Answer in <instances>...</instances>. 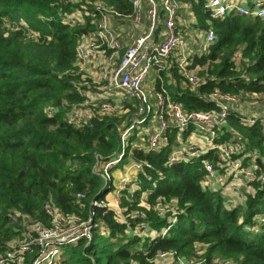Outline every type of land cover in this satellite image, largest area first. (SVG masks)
I'll use <instances>...</instances> for the list:
<instances>
[{
	"label": "trees",
	"instance_id": "trees-1",
	"mask_svg": "<svg viewBox=\"0 0 264 264\" xmlns=\"http://www.w3.org/2000/svg\"><path fill=\"white\" fill-rule=\"evenodd\" d=\"M104 8L118 13H108L110 22V16L130 14L132 0H0V249L18 229L11 224L10 209L48 222L44 205L52 198L63 211L92 217L97 225L90 239L63 243L56 262L50 264H130L131 260L157 264L158 249L181 253L193 249L196 241L207 243L204 260L198 264H210L220 256L239 264H264L260 220L264 181L243 207L226 206L219 191L200 182L201 157L165 164L174 131L165 145L145 150L134 144L139 140L136 128L119 164L129 162L130 153L131 161H142L144 168L120 190L122 215L101 203L115 187L113 176L105 181L96 173L95 152L109 158L120 150L125 114L95 113L74 123L67 111L84 98L78 89L81 74L74 65L76 45L82 35L94 31ZM185 12L186 24L181 18ZM75 13L79 19L71 20ZM244 17L230 13L212 18L202 0H181L177 18L182 21L177 19L176 24L184 36L208 28L215 34L208 50L191 45L189 67L198 66L197 72L204 76L198 86L186 81L176 63L168 70L175 85L160 71L171 96L185 109L214 107L207 96L214 88L241 97L264 93V18ZM237 51L239 59L234 57ZM158 82L156 78V87ZM241 114L238 109L229 112L231 129H224L219 140L238 133L247 149L256 148L264 156V132L257 121L242 122ZM78 192L84 196L78 198ZM142 193L151 204L162 195L177 198L182 210L173 215L160 216L152 207L144 208L143 219L151 229L168 227L164 235L141 234L135 226L142 218L128 216L141 208ZM35 253L26 252L24 264Z\"/></svg>",
	"mask_w": 264,
	"mask_h": 264
},
{
	"label": "built area",
	"instance_id": "built-area-1",
	"mask_svg": "<svg viewBox=\"0 0 264 264\" xmlns=\"http://www.w3.org/2000/svg\"><path fill=\"white\" fill-rule=\"evenodd\" d=\"M146 1L148 30L141 34L129 32V43L122 53L119 32L111 27L108 19V13L114 12L111 9L104 8L94 31L79 38L74 65L77 72L84 76L82 82L78 83V89L84 98L72 104L67 111V118L78 123L95 113L125 114L119 131L120 150L114 151L109 158L95 152L93 167L105 181L112 178V169L119 165L127 142L136 128L138 130L135 133L139 140L134 144L137 148L145 150L165 145L168 143L169 134L174 131L165 164L201 157L204 174L200 182L208 189L219 191L226 201H229L232 195H240L245 202L248 195H254L264 181V156L256 148L247 149L238 133H233L229 138L222 140H219V137L224 129H231L227 116L232 109L240 110L242 122L257 121L264 132V93H253L250 100L245 101L238 93L214 88L207 94L214 102V107L202 110L185 109L180 101L171 96L160 71L168 72L170 65L176 63L186 81L192 87L198 86L204 80V76L194 67H189L191 45H197L199 50H208L210 43L215 39L214 31L208 28L197 32L195 40L186 38L176 24L181 0ZM202 2L212 18L230 13L264 18V0H202ZM132 6V12L127 16L138 25L142 13V0H132ZM78 17L79 13L69 16L71 20L79 19ZM161 20L164 25V36L160 40H154L153 31ZM101 46L107 51L109 65L116 61L111 66L105 83L90 77L85 71L87 64ZM234 57L239 59V51L235 52ZM152 70L156 71L159 82L158 86L154 85L149 92L144 86V81ZM86 77H90L92 83H96L97 91L91 90ZM51 111L52 107L48 109V113ZM208 152L209 156H202ZM125 164L114 193L115 207L121 215L124 208L118 203L120 190L132 180H136L137 172L144 168V163L140 160H132L127 166ZM83 196L82 192L77 193L78 198ZM101 203L108 205L106 199L101 200ZM139 204L141 208L131 210L128 216L142 218L137 222L135 229L145 235L149 233L164 235L168 227L151 229L148 222L143 219L146 217L144 208L152 207L160 216L173 215L182 210L176 197L163 195L155 198L151 204L142 193ZM225 205L231 207L235 206V203ZM44 209L48 215V222L35 218L31 230L24 234L23 241L8 240L6 247L0 250V264H24L25 253L33 250H36V253L29 264L55 263L62 251L63 243L90 239L97 225L92 217L84 218L79 213L63 211L52 198L46 201ZM260 220L264 221V216L260 217ZM176 255L178 252L172 248L158 249L154 260L157 264H198L204 260V257L196 261ZM175 258L178 262L174 261ZM130 264L138 263L131 260ZM210 264L239 262L234 258L216 257Z\"/></svg>",
	"mask_w": 264,
	"mask_h": 264
},
{
	"label": "crops",
	"instance_id": "crops-1",
	"mask_svg": "<svg viewBox=\"0 0 264 264\" xmlns=\"http://www.w3.org/2000/svg\"><path fill=\"white\" fill-rule=\"evenodd\" d=\"M147 6H148V2L146 0H142V13H141V19H140V22L138 25H135L127 15H120L119 17L110 16V22L109 23L111 24V26L116 31L119 32V35H120L119 36L120 41H121L120 53H122L124 51L127 44L129 43V37H128L129 32L132 31L134 34H141L142 32H146L148 30L149 21H148L147 16H146ZM177 19H178V21L180 20L179 18H177ZM163 33H164V25H163L162 20H161L160 23L158 24V26L153 31V39L154 40L162 39L164 36ZM189 34H190L189 38H193V40L196 39L197 33H195L193 35V31H191V32H189ZM104 49H105L104 46H101L99 49H97L98 51L95 53V55L91 59L90 63L87 64L85 71H86V73H88V75L90 77H92L94 79H98V80L103 81L105 83L106 82V76L109 74L111 66H113L116 63V61L113 62L112 65H109V63L107 61V57H106L107 51H104ZM168 73H169V71L166 72V75L168 76V82L175 85L176 82H175L174 77H172L171 74L170 73L168 74ZM151 76H153V77L151 78ZM156 76L157 75L155 74V71L152 70L149 72L148 76L146 77V79L144 81V86L149 92L152 91V89L154 88V85L156 82ZM178 85H181V84H178ZM115 169H118L119 174H118V177H116V178L113 176V184L115 181V183L117 184V187H118V185H119L118 180L121 177L122 172L119 168H115ZM117 187H115V189L109 193H115ZM231 197H233V195L230 196V198Z\"/></svg>",
	"mask_w": 264,
	"mask_h": 264
},
{
	"label": "rangeland",
	"instance_id": "rangeland-1",
	"mask_svg": "<svg viewBox=\"0 0 264 264\" xmlns=\"http://www.w3.org/2000/svg\"><path fill=\"white\" fill-rule=\"evenodd\" d=\"M188 16H189V14H187L186 12L184 14L182 13V15H181V18H184V23L185 24L187 23ZM244 18L247 21L251 20V17H248V16L247 17H244ZM179 21H182V20H179ZM194 68H195V70L199 71V67L198 66H195ZM155 74H156V71H155ZM83 77H82V74H81V77H80L78 83H81L82 82ZM152 77L153 76H151V78ZM86 78L88 79V81H89V83L91 85L90 86L91 87V90L97 91L98 89L96 88V83H92L90 77H86ZM101 83H102V81H101ZM242 99L245 100V101H249L250 100V97H243ZM125 105H128V104H125ZM245 107H243V108H245ZM127 158L129 159V163H131L130 160L132 159V157H131V154L130 153H128V157ZM124 164L125 163H121V164L116 165L115 167H113L112 173H113V176L115 178L118 177V174H119L118 169H115V168H119L121 170V172H122L124 170L123 169V165ZM127 164H125V165L127 166ZM113 185H114V187H117V184L115 183V181H114V184ZM106 197L107 198H105V199H106L107 204L110 207L117 209V207H115L116 199H115L114 193H108ZM242 201H243V197L242 196H240V195H234L233 197H231L229 199V201L224 200V203H226L228 205H229V203H232V204L235 203V205H239L240 207H243L242 205L244 204V202H242ZM8 213H9V216L12 218L11 224H12L13 228L14 229H17L18 228L16 230V232L10 238V239H12L11 242H16V241H19L20 242V241H23L24 238H25V235L24 234H26L29 230H31L32 224H33L35 218L34 217H31L27 213L22 212L19 208H14L12 210L10 209ZM16 225H17V228H16ZM103 244H104V242H102L101 244H99V248H101L100 246H103ZM206 248H207V243L202 242V241H196L194 243V248L193 249L184 250L181 253H178V255H176V256H180V257L183 256L186 259H195L197 261V260L203 259L204 253L206 251ZM3 249L4 248H2L0 250H3ZM220 257L227 258V259L231 258V257H226V256H220ZM174 261L175 262H178L177 261V258H175Z\"/></svg>",
	"mask_w": 264,
	"mask_h": 264
}]
</instances>
